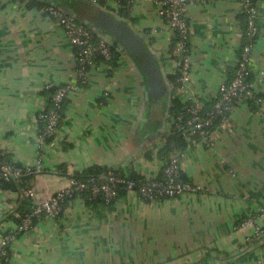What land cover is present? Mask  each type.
<instances>
[{
	"label": "crops",
	"instance_id": "obj_1",
	"mask_svg": "<svg viewBox=\"0 0 264 264\" xmlns=\"http://www.w3.org/2000/svg\"><path fill=\"white\" fill-rule=\"evenodd\" d=\"M103 2L147 40L165 68L169 98L176 97L169 78L176 66L175 34L164 25L156 0ZM255 2L259 32L249 68L259 100L238 99L227 122L215 128L212 144L185 139L179 177L198 191L156 201L125 192L109 204L75 196L60 215L35 219L16 238L8 264H264V239L247 243L248 232L236 227L247 215L264 224V0ZM37 4L43 0H0V151L21 165L39 158L36 117L48 108L45 86L79 84L74 47ZM186 18L191 87L209 108L220 84L234 74L244 16L237 0H213L190 4ZM84 77L66 98L56 137L44 146L43 169L25 182L33 197L0 186V235L23 211L89 168L99 169L97 175L107 168L162 173L172 133L162 110L150 114L131 62L122 54L116 63L95 59Z\"/></svg>",
	"mask_w": 264,
	"mask_h": 264
},
{
	"label": "built area",
	"instance_id": "obj_2",
	"mask_svg": "<svg viewBox=\"0 0 264 264\" xmlns=\"http://www.w3.org/2000/svg\"><path fill=\"white\" fill-rule=\"evenodd\" d=\"M98 2V0H93ZM213 0H156L159 15L166 28L175 34L172 53L176 61L173 74H177L175 86L176 96L185 100V110L182 114L169 115L167 125L170 130L177 131L187 141H201L206 145L212 144L213 133L218 125H223L228 120L235 103L240 98L255 97L252 84L246 80L250 70V58L253 42L258 35L257 25L258 10L255 0H237L241 12L246 17L245 36L248 40L240 48V55L235 65L232 77L220 84L216 96L210 108H206L197 93L191 87L192 68L189 47V24L187 22L188 7L192 3L210 2ZM50 17L62 28L70 43L75 49L77 62V75L79 84L64 83L58 85L47 84L45 88L55 87L51 94V104L41 111L36 120L43 124L37 133L38 159L35 165L16 166L5 159V153L0 151V179L10 181L17 180L23 174L40 172L43 149L48 140L56 137L61 125V115L64 100L68 95L80 88V83L85 82V69L95 59L111 60L110 45L103 38H99L88 27L79 24L72 16H69L55 7L48 6L45 9ZM183 156L181 150L171 151L168 160L162 170V177L145 176L138 179H130L116 173L117 168H111L104 174L88 176L86 178L71 177L66 186L57 190L42 201L33 204L30 211L20 217L19 222L10 230L0 235V264L8 262L10 247L16 238L29 231L35 219L41 216L56 217L62 210L66 199L79 195L83 199H93L101 196L104 204H109L117 195L119 189L128 193L137 194L139 197L156 201L165 198H178L179 196L198 191V187L185 182L179 177V163ZM21 196L26 199L33 197L31 189H22ZM259 214L264 215V204L259 208ZM254 215H247L237 222L236 227L247 231L245 237L247 243L264 239V224L255 221Z\"/></svg>",
	"mask_w": 264,
	"mask_h": 264
},
{
	"label": "water",
	"instance_id": "obj_3",
	"mask_svg": "<svg viewBox=\"0 0 264 264\" xmlns=\"http://www.w3.org/2000/svg\"><path fill=\"white\" fill-rule=\"evenodd\" d=\"M43 3L82 22L97 37L116 47L139 72L145 86L144 99L150 114L164 111L170 101L171 92L165 68L147 40L128 22L93 0H76L73 9L53 0H43Z\"/></svg>",
	"mask_w": 264,
	"mask_h": 264
},
{
	"label": "trees",
	"instance_id": "obj_4",
	"mask_svg": "<svg viewBox=\"0 0 264 264\" xmlns=\"http://www.w3.org/2000/svg\"><path fill=\"white\" fill-rule=\"evenodd\" d=\"M67 1H69V4H71V0H67ZM96 3H98V4H100V5H102L104 2H103V0H98V2H96ZM68 5V4H67ZM27 6H32V4H28ZM38 8H40V9H42L44 12H45V9H46V7H48V5H45V4H37L36 5ZM72 8V7H71ZM120 12H121V14L123 15V16H125V17H127V14H126V12H124L123 10H120ZM120 12H119V14H120ZM46 14H47V12H45ZM242 15L244 16V40H243V43H242V45H241V47L245 44V43H247L248 42V40L246 39V36H245V28H246V26H245V23H246V17H245V15L242 13ZM77 23H79V24H82V25H84L82 22H79V21H77V20H75ZM84 26H86V25H84ZM87 27V26H86ZM97 36V35H96ZM257 37V36H256ZM256 39V38H255ZM110 50H111V59L113 60V62L114 63H116V61L119 59V57L121 56V54H120V52L118 51V49L116 48V47H114V46H110ZM239 55H240V51H239ZM176 77H177V74H171L170 76H169V78H170V80L171 81H173L174 83H175V81H176ZM246 80L248 81V82H251V72H250V70H249V72H248V75H247V77H246ZM54 86L53 87H51L50 89H47V91L49 92L48 93V107L50 106V104H51V101H50V96H51V94H52V92H53V90H54ZM65 101H66V99L64 100V102H63V107H62V117H61V123H62V121H63V118H64V106H65ZM211 107V106H210ZM209 107V108H210ZM184 110H185V108H184V104L181 102V99H180V97L179 96H176V97H174V98H171L170 99V102H169V104H168V106L166 107V108H164V120L166 121L167 120V117L169 116V115H178V114H182L183 112H184ZM42 127H43V124H40V129H42ZM171 133H172V136H171V138H168L167 139V141L165 142V145H164V148H163V151H164V159L166 160L165 161V163L167 162V160H168V155L171 153V151H177V150H181V149H183L184 147H185V145H186V143H185V138L180 134V133H178L177 131H174L173 129L171 130ZM48 141H50V140H48ZM5 159L7 160V161H9L11 164H13V165H16V166H21V164H19V163H17V162H14V161H12V160H10L9 159V157L7 156V155H5ZM109 169H111V168H107L106 169V171L107 170H109ZM105 171V172H106ZM97 172L99 173L100 172V170L99 169H97V170H94L93 168H89V169H87L86 171H84L83 172V174H81V175H78V176H76V177H78V178H86V177H88V176H98L97 175ZM104 172V173H105ZM116 173L117 174H119L120 176H123V177H126V178H130V179H138V178H143V177H145V176H143V175H141V174H132V175H128V174H126V173H124L123 171H120L119 169H117L116 170ZM32 175H34V173H31V174H23V176H21L19 179H17V180H14V179H12V180H10V181H4V180H2V179H0V186L2 187V188H4V189H7V190H12V191H21L22 189H29V187L27 186V184L25 183L26 181H28V179H30L31 177H32ZM157 177H162V173L160 174V175H158ZM126 191L125 190H123V189H119L118 191H117V195H116V197L113 199V200H115L117 197H120L123 193H125ZM75 196H79V195H74V196H72V197H70V198H73V197H75ZM79 197H81V196H79ZM70 198H68V199H70ZM68 199H66L65 200V202L68 200ZM83 199V198H82ZM84 200L85 201H89V202H98V203H104V199L99 195V196H96L95 198H93V199H86V198H84ZM112 200V201H113ZM111 201V202H112ZM65 202L63 203V205L65 204ZM110 202V203H111ZM63 206H62V210H63ZM62 210H61V212L59 213V215L62 213ZM30 211V209L29 210H27V211H23L22 212V216H24L25 214H27L28 212ZM21 216V217H22ZM20 219V218H19ZM19 222V221H18ZM2 264H8V262L6 263V262H3Z\"/></svg>",
	"mask_w": 264,
	"mask_h": 264
}]
</instances>
